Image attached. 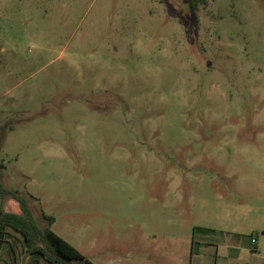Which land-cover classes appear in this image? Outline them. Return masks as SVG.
<instances>
[{"label":"rangeland","instance_id":"374dc122","mask_svg":"<svg viewBox=\"0 0 264 264\" xmlns=\"http://www.w3.org/2000/svg\"><path fill=\"white\" fill-rule=\"evenodd\" d=\"M0 135L89 264H264V0H0Z\"/></svg>","mask_w":264,"mask_h":264},{"label":"trees","instance_id":"16d2710c","mask_svg":"<svg viewBox=\"0 0 264 264\" xmlns=\"http://www.w3.org/2000/svg\"><path fill=\"white\" fill-rule=\"evenodd\" d=\"M191 8H197L199 4H206L207 0H188ZM1 138V135H0ZM12 195L19 203L22 213L5 211L2 206V198ZM48 225L40 227L27 206L24 197L19 196L17 191L6 189L1 181L0 172V245L1 241L10 244V248H16L18 240H7L9 229L19 234V241L23 244L24 252L31 257L30 264H70L72 260L79 264H89L81 251L73 244L56 234L50 227L54 222L53 216H46ZM15 258V257H14ZM13 258V259H14Z\"/></svg>","mask_w":264,"mask_h":264},{"label":"crops","instance_id":"0c3cea01","mask_svg":"<svg viewBox=\"0 0 264 264\" xmlns=\"http://www.w3.org/2000/svg\"><path fill=\"white\" fill-rule=\"evenodd\" d=\"M3 245V244H2ZM1 246V245H0ZM31 261V260H30ZM34 261V260H32ZM31 261V262H32ZM40 263V261H38V264ZM3 264H18V259L14 258V259H6V261Z\"/></svg>","mask_w":264,"mask_h":264}]
</instances>
